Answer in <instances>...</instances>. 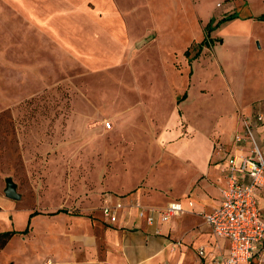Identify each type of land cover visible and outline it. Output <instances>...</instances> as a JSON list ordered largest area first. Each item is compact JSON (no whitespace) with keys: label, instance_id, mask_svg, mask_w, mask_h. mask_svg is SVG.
<instances>
[{"label":"rangeland","instance_id":"obj_1","mask_svg":"<svg viewBox=\"0 0 264 264\" xmlns=\"http://www.w3.org/2000/svg\"><path fill=\"white\" fill-rule=\"evenodd\" d=\"M11 1L19 5L17 0ZM49 1L26 8L0 5V17L19 21L25 14L35 23V16L53 20ZM79 1L119 5V18L126 21L129 31L124 51L138 43L134 52L138 55L125 62L117 58L111 37L106 42L108 58L86 59L75 57L62 45L58 48L30 24L21 27L28 39L20 37L14 23L12 34L0 32V233L25 231L30 215L37 214L28 233L16 235L0 252V264H105L103 232L110 227L102 216L103 197L122 178L155 165L157 156L150 138L139 139L140 151L133 149L134 139L123 138L127 128L139 126L147 136L150 133L147 121L132 125L123 120L124 97L129 105L146 104L147 109L157 82L163 87L162 101L176 111L190 89L195 108L212 114L214 120L232 109L225 100L227 67L241 101L264 97L260 75L264 48L257 50L259 46L255 48L251 39H264V22L259 21L263 0H252L250 7L239 0H205L202 5H175L168 0H59L60 17H68L73 6L70 10L67 5ZM95 5H90L94 10L91 16H104ZM27 6H32L31 14ZM83 10L87 7L76 5L72 12L78 18L89 16ZM229 17L254 19V25L245 33L239 26L225 32L229 23L220 25L210 33L214 45L203 46L200 57L194 59L207 35L206 27L211 23L215 27ZM170 18L184 20L182 35H177L175 26L169 33V27L164 26L167 35L153 46L161 26L157 22ZM235 31L244 35L240 39L229 36ZM90 44L89 53L98 54L99 37H91ZM7 50L11 51L8 67L4 65ZM136 66L141 72H134ZM140 81L144 86L138 87ZM257 112L264 114V100L251 102L247 112L236 109L235 116L242 124L245 117ZM107 123H111L110 129ZM180 125H186L183 119ZM232 150L221 137L215 139V154L226 155ZM8 182L17 185L20 200L7 197ZM59 211L67 213L55 215ZM77 214L85 221L77 220Z\"/></svg>","mask_w":264,"mask_h":264},{"label":"crops","instance_id":"obj_2","mask_svg":"<svg viewBox=\"0 0 264 264\" xmlns=\"http://www.w3.org/2000/svg\"><path fill=\"white\" fill-rule=\"evenodd\" d=\"M17 1L21 7L26 8V5H41L42 0ZM54 1H56V5H54ZM204 1L168 0L170 4L174 3L175 5H188V2L202 5ZM227 1L234 2V0ZM239 1L249 5V7L253 5L252 0ZM48 3L53 5V20L49 19L48 16H35L37 18L35 23L25 14L26 17L19 21L13 20L11 17H0V32L7 35L12 34L14 23L18 28L16 32H19L20 37L28 39L27 34H24L25 29L21 27L30 24L43 38L55 43L57 47L62 45L75 57L79 56L86 59L107 57L108 46H106V42L108 37H111L117 47V58H122L125 62L127 57L135 58L138 55V53H134L138 43L130 44L127 46L128 51H124L125 33L129 31L126 21L119 18V5H95L93 2L79 1L76 4L72 3L75 5H67L68 8L71 10L73 6V11L76 5L87 7V11L83 10V12L89 16L78 18L75 16V12L71 11L68 17L61 18L59 0H50ZM0 5L19 6L11 0H0ZM90 5H95L96 10L100 8L104 16H91L94 15V10L91 9ZM31 7L27 6V13L29 14L32 12ZM250 10L252 9L250 8ZM253 20L236 19L229 22L224 31L227 32V29H234L239 26L245 33L249 27L254 25ZM182 22L184 20L181 18L174 20L170 18L163 20L160 24L157 22V25L161 26L152 45L156 46L163 41L164 35H167L165 33L167 31L169 33L171 26H175L177 35L181 36ZM164 26L169 27L165 33H163ZM241 32L235 31L229 36L240 39L241 35H244ZM91 37H99V53L96 55L89 53V47H92L90 44ZM253 38L254 47L259 46L260 48L258 47L257 50H262L264 39L252 36L251 39ZM10 56L11 51L7 50L4 63L6 67L10 65L8 61ZM91 62L92 60H90ZM99 63H103V61L99 60ZM94 64L102 66L96 62ZM96 66L91 67L96 69ZM225 66L227 67L226 64ZM133 69L134 72H141L139 66ZM261 70L263 72H261L262 74L259 72V74L263 79L264 68L262 67ZM227 76L225 100L231 103L232 109L214 116V120H211L212 114H206L204 111L199 112L195 108V104L192 102L193 91L190 92V89H188L189 93H185V100L178 104L176 111L162 101L161 90L163 87L157 82H154L153 86L155 92L148 97L150 104H148L147 109L146 104L135 106L129 105V101L125 97L122 100L121 104L124 108L122 114L126 116L123 120L132 122V125L147 121L150 128L148 136L144 129H140L139 126L134 129L127 128L122 132L123 138L134 139L133 149L139 151L143 148L142 145L139 146V139L142 136L150 138L153 141L152 148L157 155L156 164L140 168L134 171L131 176L122 178L115 187H110L103 197L102 206L113 205L119 201L126 202L129 199H138L148 208L163 209L176 201L187 203L189 199L194 202V207L188 208L185 215L159 226H148L137 217L136 212L128 215L118 225H111L105 221L110 227L103 232L107 248L105 264H225L229 252V243L213 234L204 221V215L214 212L221 205V192L226 180V159L229 154L235 151L244 152L242 147L237 148L235 143L236 136L243 135L241 121L239 122L235 116L236 109L247 112L251 102L264 100V97H255L254 99L247 97L241 101L233 89L228 67ZM140 83L141 81L137 83L138 87L144 86V83ZM201 96L203 97V95ZM182 119L186 125H180ZM240 128H242V133L239 132ZM255 134L258 143L262 145L264 127L257 129ZM120 136L116 138L119 139ZM220 137L226 144L233 146V150L226 155L215 154V139ZM244 148H248L247 143H245ZM124 152L123 150L122 154ZM259 201L264 215V193L260 194ZM74 216L77 217V220L85 221L81 215ZM202 220L206 225L202 223ZM158 229L161 231L160 235H156ZM95 239L99 241L98 237ZM250 264H264V248Z\"/></svg>","mask_w":264,"mask_h":264},{"label":"built area","instance_id":"obj_3","mask_svg":"<svg viewBox=\"0 0 264 264\" xmlns=\"http://www.w3.org/2000/svg\"><path fill=\"white\" fill-rule=\"evenodd\" d=\"M111 128V123H107ZM243 135H237V148L226 159V180L222 188L221 205L204 215V221L213 234L229 243L225 264H250L264 248V215L259 196L264 193V141L260 145L255 131L264 127V114L243 119ZM245 143L248 148H244ZM246 149V150H245ZM192 200L176 201L163 209L148 208L138 199L105 205L102 215L111 225H118L133 212L148 226L164 225L192 209ZM160 229L156 235H160Z\"/></svg>","mask_w":264,"mask_h":264},{"label":"trees","instance_id":"obj_4","mask_svg":"<svg viewBox=\"0 0 264 264\" xmlns=\"http://www.w3.org/2000/svg\"><path fill=\"white\" fill-rule=\"evenodd\" d=\"M238 19L237 17H229V18H226V19H223L221 20L215 27H212V23L206 27L207 29V35L205 37V39L203 40V42L201 44H199V51L197 52V54L195 55L194 59H198L201 55V52H202V49H203V46L205 47H212L214 44V42L211 41L210 39V33L212 31H214L216 28H218L220 25H223V24H226V23H229L231 21H234ZM259 21L261 22H264V14H262L260 17H259ZM219 42H223L222 40H219ZM185 56L188 57L189 56V50H187L185 52ZM60 213H67L66 211H59L58 213H56L55 215L57 214H60ZM37 214H31L30 215V221L32 218H34ZM29 221V226L28 228L23 231V232H16V231H7V232H3V233H0V252L2 250H4L6 248V246L9 244V242L18 234H27L29 229H30V222Z\"/></svg>","mask_w":264,"mask_h":264},{"label":"water","instance_id":"obj_5","mask_svg":"<svg viewBox=\"0 0 264 264\" xmlns=\"http://www.w3.org/2000/svg\"><path fill=\"white\" fill-rule=\"evenodd\" d=\"M5 193L7 197L10 199H14V200L21 199V195L17 191V185L13 182H8Z\"/></svg>","mask_w":264,"mask_h":264}]
</instances>
